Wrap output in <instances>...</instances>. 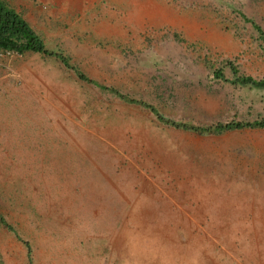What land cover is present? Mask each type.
Returning a JSON list of instances; mask_svg holds the SVG:
<instances>
[{"label": "rangeland", "instance_id": "obj_1", "mask_svg": "<svg viewBox=\"0 0 264 264\" xmlns=\"http://www.w3.org/2000/svg\"><path fill=\"white\" fill-rule=\"evenodd\" d=\"M3 2L70 66L0 48V264H264V127L142 103L264 117V0Z\"/></svg>", "mask_w": 264, "mask_h": 264}, {"label": "trees", "instance_id": "obj_2", "mask_svg": "<svg viewBox=\"0 0 264 264\" xmlns=\"http://www.w3.org/2000/svg\"><path fill=\"white\" fill-rule=\"evenodd\" d=\"M244 17L245 19H249L246 16ZM252 24L257 30L261 31L260 26L253 20H252ZM0 48L14 50L17 52L34 51V52H41L43 54L54 55L55 57L60 59L65 65L70 66L68 63V58L65 55H63L60 52H55L53 50L48 49L44 44L41 36L30 26L28 21L25 18H23L15 9H13V7L6 5L3 2V0H0ZM228 63L230 66V70L232 72V78H230L232 82L241 85H249L251 87L264 89V77L258 78L251 74L240 73L239 69L232 62H228ZM76 72L80 78L86 79L88 81L96 83L97 85L107 88V86H104L103 84H100L88 78V76L79 72L78 70H76ZM214 73L216 76L222 77L224 79H228L224 75V72L221 68L215 70ZM111 90L117 92L114 88H111ZM142 103L150 107L159 120L164 121L167 124L176 127L193 128V129H199L201 131H220L223 129H229L233 127H243V126L264 127V117L257 118L254 120H227L224 122L217 121L207 126H196L192 124L177 122L171 118L164 117L161 113L157 111L155 106H153L152 104H148L145 102ZM0 221L5 223L11 230H14L11 224H8L2 215H0ZM25 243L27 246L29 245L27 240L25 241Z\"/></svg>", "mask_w": 264, "mask_h": 264}, {"label": "crops", "instance_id": "obj_3", "mask_svg": "<svg viewBox=\"0 0 264 264\" xmlns=\"http://www.w3.org/2000/svg\"><path fill=\"white\" fill-rule=\"evenodd\" d=\"M43 1H45V0H43Z\"/></svg>", "mask_w": 264, "mask_h": 264}]
</instances>
